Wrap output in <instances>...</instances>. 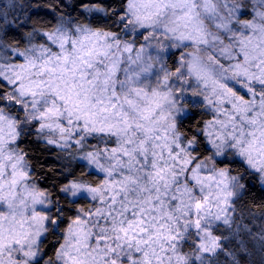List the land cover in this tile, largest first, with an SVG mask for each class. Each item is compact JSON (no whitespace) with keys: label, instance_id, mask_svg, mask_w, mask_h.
Here are the masks:
<instances>
[{"label":"clouds","instance_id":"obj_1","mask_svg":"<svg viewBox=\"0 0 264 264\" xmlns=\"http://www.w3.org/2000/svg\"><path fill=\"white\" fill-rule=\"evenodd\" d=\"M44 7L0 0V264H264V0Z\"/></svg>","mask_w":264,"mask_h":264},{"label":"trees","instance_id":"obj_2","mask_svg":"<svg viewBox=\"0 0 264 264\" xmlns=\"http://www.w3.org/2000/svg\"><path fill=\"white\" fill-rule=\"evenodd\" d=\"M46 3H48V0H33V7L40 10L38 13L37 12L32 13L34 19L47 17L51 14V11H52L51 8L50 7H47V8L44 7V5ZM28 142L31 143V141H28ZM37 159H39V157H37ZM45 162L49 163V162H51V160L48 159ZM253 195H255V193H253ZM260 195L264 196V193H261Z\"/></svg>","mask_w":264,"mask_h":264},{"label":"snow or ice","instance_id":"obj_3","mask_svg":"<svg viewBox=\"0 0 264 264\" xmlns=\"http://www.w3.org/2000/svg\"><path fill=\"white\" fill-rule=\"evenodd\" d=\"M197 207H200V204L199 203H197ZM197 226H199V223L197 222Z\"/></svg>","mask_w":264,"mask_h":264},{"label":"rangeland","instance_id":"obj_4","mask_svg":"<svg viewBox=\"0 0 264 264\" xmlns=\"http://www.w3.org/2000/svg\"><path fill=\"white\" fill-rule=\"evenodd\" d=\"M172 62L175 63V60L173 59Z\"/></svg>","mask_w":264,"mask_h":264}]
</instances>
